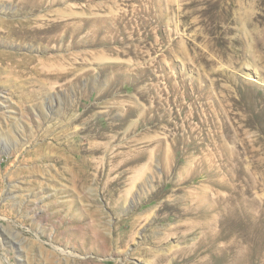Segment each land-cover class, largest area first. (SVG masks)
<instances>
[{"label": "rangeland", "instance_id": "obj_1", "mask_svg": "<svg viewBox=\"0 0 264 264\" xmlns=\"http://www.w3.org/2000/svg\"><path fill=\"white\" fill-rule=\"evenodd\" d=\"M0 264H264V0H0Z\"/></svg>", "mask_w": 264, "mask_h": 264}, {"label": "bare ground", "instance_id": "obj_2", "mask_svg": "<svg viewBox=\"0 0 264 264\" xmlns=\"http://www.w3.org/2000/svg\"><path fill=\"white\" fill-rule=\"evenodd\" d=\"M27 22H24V26L23 25H19V27H18V31H16L18 34L17 35H19V36H21V37H24L25 39H28L29 38V33H30V29L31 30H33V31H40V30H42V29H40L39 27H31V26H29L28 28H24V27H26V25H28V24H26ZM19 24V23H18ZM59 25H57V24H52V25H50V26H47V27H45V28H43V29H45V30H52V29H54V28H56V27H58ZM12 31V30H11ZM10 30H8L6 33H8V34H10L9 32H11ZM14 31V30H13ZM70 162V161H69ZM69 168H70V165L68 166ZM73 169V168H72ZM85 190V189H84Z\"/></svg>", "mask_w": 264, "mask_h": 264}]
</instances>
